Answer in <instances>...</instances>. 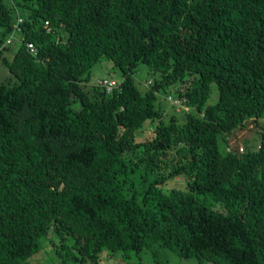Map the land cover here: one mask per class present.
I'll return each mask as SVG.
<instances>
[{
    "label": "trees",
    "instance_id": "1",
    "mask_svg": "<svg viewBox=\"0 0 264 264\" xmlns=\"http://www.w3.org/2000/svg\"><path fill=\"white\" fill-rule=\"evenodd\" d=\"M103 60L121 72L112 93L87 88ZM140 63L160 75L144 92ZM0 65L14 79L0 82V264L26 263L50 230L78 264L104 250L264 264V0H0ZM169 87L186 110L165 122ZM249 119L260 144L240 153Z\"/></svg>",
    "mask_w": 264,
    "mask_h": 264
},
{
    "label": "rangeland",
    "instance_id": "2",
    "mask_svg": "<svg viewBox=\"0 0 264 264\" xmlns=\"http://www.w3.org/2000/svg\"><path fill=\"white\" fill-rule=\"evenodd\" d=\"M22 16H18L21 18ZM10 39L11 44L6 45V41ZM4 44L6 47L2 49L1 55L7 59H11L13 54L17 51L20 45V34L15 33L11 37V34L4 37ZM159 73H149L148 67L145 64L140 63L134 74L135 85L140 92H144L148 89L155 79L159 78ZM12 79L11 74L8 72L7 68L0 65V82L8 81ZM104 79H111L115 82H120L122 79L121 72L119 69L115 68L110 61H100L96 63L91 70L90 81L87 84V88L93 86L100 89L99 82ZM175 87H169L167 90L159 91L156 95L155 106L160 107L163 113V119L165 122L168 121L169 116L174 115L180 117L183 111L186 110V105L181 102L180 106L173 104L169 101L170 97L173 101L177 100V93ZM218 99V94L215 90V86L212 85L211 95L207 104H214ZM71 107L73 109H78V103H72ZM262 125H264V116L258 118ZM256 121L249 119L245 122L241 131L237 132V138H235L238 147H243L244 149H257L260 144V134L256 129ZM153 124L151 122H146L142 128L135 132V140L141 141L150 137L152 134ZM220 149H223L222 143L219 144ZM164 190H168L171 193L174 191H183L185 189V181L183 179H175L163 187ZM60 234L54 233V231H48L47 235L40 240L41 249L36 254H34L26 263L29 264H78L74 261L65 260L61 261V258L55 253V250L59 248L60 244L66 243L71 244L73 240L68 237L63 239ZM24 263V264H26ZM90 264V263H88ZM97 264H196L194 259H180L174 253L166 251L160 253L157 256H153L151 252L143 250L138 254L131 253L129 259H122L120 254H112L104 250L100 256Z\"/></svg>",
    "mask_w": 264,
    "mask_h": 264
},
{
    "label": "built area",
    "instance_id": "3",
    "mask_svg": "<svg viewBox=\"0 0 264 264\" xmlns=\"http://www.w3.org/2000/svg\"><path fill=\"white\" fill-rule=\"evenodd\" d=\"M21 23H22V19L18 18L16 23H15V25L13 26V31H12L11 37L13 36V34L18 33L20 31V24ZM9 44H11V40L10 39H8L6 41V45H9ZM27 49H28V51L31 54L35 55L34 46L32 44H27ZM99 85L101 87H103L106 90L107 93H112V91L117 86L115 81L109 80V79H104V80L100 81ZM168 100L173 102V104L178 105V106H180V104H181L178 100L173 101L170 97L168 98ZM231 143H233V142H231ZM238 151L241 153V152L244 151V148L243 147H239Z\"/></svg>",
    "mask_w": 264,
    "mask_h": 264
},
{
    "label": "crops",
    "instance_id": "4",
    "mask_svg": "<svg viewBox=\"0 0 264 264\" xmlns=\"http://www.w3.org/2000/svg\"><path fill=\"white\" fill-rule=\"evenodd\" d=\"M26 264H29V262H28V263H26Z\"/></svg>",
    "mask_w": 264,
    "mask_h": 264
}]
</instances>
